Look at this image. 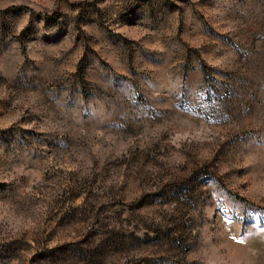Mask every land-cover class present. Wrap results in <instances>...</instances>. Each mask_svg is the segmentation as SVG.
Wrapping results in <instances>:
<instances>
[{"label":"rangeland","instance_id":"374dc122","mask_svg":"<svg viewBox=\"0 0 264 264\" xmlns=\"http://www.w3.org/2000/svg\"><path fill=\"white\" fill-rule=\"evenodd\" d=\"M0 264H264V0H0Z\"/></svg>","mask_w":264,"mask_h":264}]
</instances>
